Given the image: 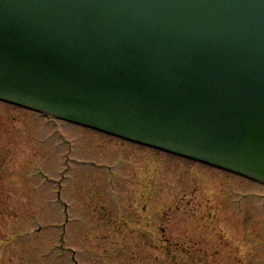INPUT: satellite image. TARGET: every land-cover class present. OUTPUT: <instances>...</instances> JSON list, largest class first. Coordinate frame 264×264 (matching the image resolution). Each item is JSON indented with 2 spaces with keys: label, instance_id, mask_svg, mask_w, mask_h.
I'll return each mask as SVG.
<instances>
[{
  "label": "water",
  "instance_id": "water-1",
  "mask_svg": "<svg viewBox=\"0 0 264 264\" xmlns=\"http://www.w3.org/2000/svg\"><path fill=\"white\" fill-rule=\"evenodd\" d=\"M0 101L264 183V0H0Z\"/></svg>",
  "mask_w": 264,
  "mask_h": 264
},
{
  "label": "rangeland",
  "instance_id": "rangeland-1",
  "mask_svg": "<svg viewBox=\"0 0 264 264\" xmlns=\"http://www.w3.org/2000/svg\"><path fill=\"white\" fill-rule=\"evenodd\" d=\"M0 264H264V186L0 101Z\"/></svg>",
  "mask_w": 264,
  "mask_h": 264
}]
</instances>
